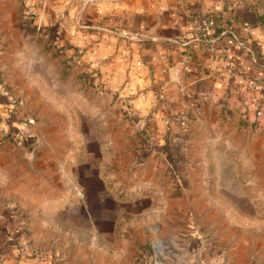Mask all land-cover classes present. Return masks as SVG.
<instances>
[{
  "label": "crops",
  "instance_id": "1",
  "mask_svg": "<svg viewBox=\"0 0 264 264\" xmlns=\"http://www.w3.org/2000/svg\"><path fill=\"white\" fill-rule=\"evenodd\" d=\"M204 17L216 21L208 34L216 50L193 40ZM26 19L56 27L58 46L24 28ZM0 39V120L13 110L6 91L22 97L38 144L24 161L5 162L0 153V264H133L122 254L137 249L115 245L94 209L106 201L93 191L110 189L117 145L156 121L176 140L195 126L189 117L218 114L214 104L256 122L254 106L242 100L264 92V0H0ZM160 89L158 107L141 97ZM243 130L264 156V127ZM254 211L205 214L202 240L191 231L193 242L170 245L161 264H264V214ZM76 214L90 216L91 226L77 224Z\"/></svg>",
  "mask_w": 264,
  "mask_h": 264
},
{
  "label": "rangeland",
  "instance_id": "2",
  "mask_svg": "<svg viewBox=\"0 0 264 264\" xmlns=\"http://www.w3.org/2000/svg\"><path fill=\"white\" fill-rule=\"evenodd\" d=\"M89 43L81 49L88 50ZM214 107L218 114L209 111L207 116L202 111L195 118L189 117L195 126L187 129L185 136L174 137L170 148L179 168L165 160L163 154L157 155L159 139L154 131L147 144L134 130L126 134V142L117 145L120 151L111 167V182L116 183L110 182L109 190L93 191L106 200L94 209L97 218L105 220L99 225L105 232L110 231L115 245L137 249L135 254H122L126 263L161 264V259L172 256L166 252L170 245L189 244L194 236L197 242L202 240L198 231H204L203 216L209 212L218 215L220 209H225L232 218H247L255 209L264 214V156L258 153L262 149L256 148L248 133L243 132L259 127L253 119L245 121L240 115L226 113L219 104ZM131 116L135 121L137 113ZM232 122L223 130L226 135L221 134L223 124ZM3 139L0 136V153L3 151L5 162L16 160V156L20 161L28 158L32 145ZM145 144L152 149L146 160L137 155ZM76 217L77 224L91 226L90 216ZM232 224L228 223L229 228Z\"/></svg>",
  "mask_w": 264,
  "mask_h": 264
},
{
  "label": "built area",
  "instance_id": "3",
  "mask_svg": "<svg viewBox=\"0 0 264 264\" xmlns=\"http://www.w3.org/2000/svg\"><path fill=\"white\" fill-rule=\"evenodd\" d=\"M216 21L212 17H204L202 18L198 24L195 26L194 29V38L193 40L199 42H209L211 44V49L216 50V44L214 43L213 38H209V32L215 28ZM246 32H251V28L249 26L244 27ZM60 34V32L58 31ZM234 39L236 40L237 44L244 48L247 52H250L253 55V59L257 61L256 53H254L253 49L247 44V42L242 39L237 33L232 32ZM2 44L0 41V49ZM1 51V50H0ZM220 52L223 57L227 60V68L228 71L231 73L234 71V64L230 60L228 56V47L222 46L220 48ZM194 60V54L191 49H189L183 55V64L185 69H189L192 65ZM6 96L8 97L9 103L12 105L13 110L8 113L5 117L1 118L0 120V136L3 138L9 139H18L22 143L29 145L36 144L37 135L35 133L36 127V119L33 117L26 109V102L22 97H18L13 95L9 91H6ZM141 97L144 100H148L153 107H158L160 105V101L164 98V91L160 89L159 91H155L152 96H148L146 93H142ZM242 100V99H241ZM263 100H264V92H254L247 98L242 100V103L245 106L253 105L255 109L256 115V124L259 128L264 126L263 120L261 116L263 114ZM166 123H169L166 119L164 120ZM28 145V146H29Z\"/></svg>",
  "mask_w": 264,
  "mask_h": 264
},
{
  "label": "trees",
  "instance_id": "4",
  "mask_svg": "<svg viewBox=\"0 0 264 264\" xmlns=\"http://www.w3.org/2000/svg\"><path fill=\"white\" fill-rule=\"evenodd\" d=\"M33 23H34L33 19H26L22 22V26L31 32L38 33L41 39L46 40L48 47L58 46V42L63 38V35H61V33L60 34L58 33V29L56 27L49 25L43 26L37 23H34L33 25ZM2 49L3 47H1L0 50ZM76 53L78 54L77 48L72 53V56L76 55ZM157 123H158L157 121L154 123H149V124L147 123L141 131H138V135L143 137L145 140L144 142L147 144L149 143L148 136H150V133L154 131L156 133L155 137H158L159 139L158 142L156 143V145H158L157 155L163 154L165 160H169L173 164L176 163L177 168H179V166L177 165V161L174 159L176 155L171 152V148H170L171 143L174 142V140L171 137L172 129L170 126L167 125L160 126ZM161 127L163 128V130ZM3 140L8 141L7 138ZM146 144L141 147L140 151L137 152V155L145 160L150 156V154H152L151 152L152 149H150L151 147H149V145L146 146ZM25 145H29V143H26Z\"/></svg>",
  "mask_w": 264,
  "mask_h": 264
},
{
  "label": "water",
  "instance_id": "5",
  "mask_svg": "<svg viewBox=\"0 0 264 264\" xmlns=\"http://www.w3.org/2000/svg\"><path fill=\"white\" fill-rule=\"evenodd\" d=\"M37 146H38V144L36 143V144L32 145L31 147H29V149H28V153H29V155L33 153V151L35 150V148H36Z\"/></svg>",
  "mask_w": 264,
  "mask_h": 264
}]
</instances>
